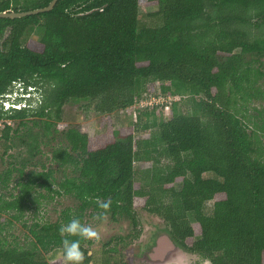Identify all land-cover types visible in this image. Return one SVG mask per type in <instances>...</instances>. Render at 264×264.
<instances>
[{"label": "trees", "instance_id": "1", "mask_svg": "<svg viewBox=\"0 0 264 264\" xmlns=\"http://www.w3.org/2000/svg\"><path fill=\"white\" fill-rule=\"evenodd\" d=\"M50 1L0 0V12ZM142 1L157 7L147 14L151 25L140 20ZM247 17L263 24L264 0H58L47 12L0 17V94L17 79L44 86L37 108L0 110L19 119L15 134L5 125L4 152L20 139L23 150L11 156L24 160L0 172V214L26 229L20 241L0 224V264H61L48 257L62 253L59 229L76 218L84 224L87 210L131 225L104 243L101 264L120 263L121 250L139 236L142 210L163 222L176 246L210 264H264V116L240 113L262 91L264 71L255 64L263 65L264 37L250 39ZM35 29L42 30L38 39L30 38ZM151 96H177L169 116L139 105ZM86 100L99 114L135 106L137 119L122 132L110 122L94 135L60 130L63 106ZM29 113L40 117L41 130L25 120ZM144 119L149 130L141 134ZM51 141L59 168L37 157ZM135 163H150L146 185L135 183ZM14 174L17 193L6 190ZM55 194L77 203L40 220L42 199ZM68 238L80 239L90 264V241Z\"/></svg>", "mask_w": 264, "mask_h": 264}, {"label": "rangeland", "instance_id": "2", "mask_svg": "<svg viewBox=\"0 0 264 264\" xmlns=\"http://www.w3.org/2000/svg\"><path fill=\"white\" fill-rule=\"evenodd\" d=\"M156 6L152 4H147V2L142 1L139 5V12H140V20L142 23L145 24H153L155 21L153 18H150L147 16L148 13H152L156 11ZM249 21L248 26H242L246 28V31L248 32V35H250V39H256L260 37H264V23L256 25L254 24V19L249 20L248 17L246 18ZM42 33V30L35 29L30 33V38L38 39L40 38V34ZM1 42V40H0ZM261 61H263V65L259 66V61L256 62L255 66L259 67L264 71V57L261 58ZM258 84H260L261 93L256 98H251L244 107H242V111L240 113L246 114L249 118V114L252 113V115H255L252 118V120H255L257 118V110L263 111L264 116V77L259 80ZM43 91L44 86L42 85ZM177 100V96H172L168 98L166 101H157L154 102L152 106H159L163 108V115L165 117L169 116L170 111V102ZM146 107H151V105H144ZM137 117H136V110L135 106H130L129 108L122 110L118 109L112 112L111 114H99L96 112L93 108V104L90 101H81V102H69L66 103L61 111L60 119L57 121V127L61 130L62 128L66 127H75L80 129L82 132L87 133L89 135H94L95 133L101 131L104 129L108 123H112L114 125V128L118 129L119 131H124L125 129H128L131 127L132 124L135 123ZM28 121V123L31 125V128H33L34 131L41 130V119L40 117L36 115H32V113L28 114V117L25 119ZM33 121H36V125H33ZM144 120H142L139 124V133L144 134L147 133L149 130L148 127H143ZM19 119L12 120L10 118H7V116L0 117V172L6 168L8 164L11 163V165H16L20 167V164L24 162L22 159V156L19 158V162H15V159L12 154H16L19 150H23V147L20 146V139H15L13 146L4 152V149H6L4 141V133L6 132L4 129H6L5 125H11L12 129L10 130V135L15 134L13 131V128L18 126ZM251 125V121L249 122ZM24 131L23 127L21 126L19 128L18 135H22V132ZM17 134V133H16ZM13 139V138H12ZM11 139V140H12ZM56 142L51 141L49 146L43 147V145H40V152L37 157H39L41 162L46 164V167H54L59 168L57 163L52 162L51 160V150L53 144ZM7 145V144H6ZM2 157V159H1ZM14 163V164H13ZM40 164V163H39ZM37 165V168L39 169L41 166ZM150 165V163H144L139 164L135 163L134 166L138 168V174L135 178V183L137 185H146L145 175L147 174V167ZM30 167L28 166L27 169ZM60 170V169H59ZM59 176H61L62 172L59 171ZM57 174V173H56ZM15 178L16 174H14L13 181L9 187V189H6L7 191H12L14 193H17V188H13V185L15 184ZM180 184H177V188ZM4 190V189H3ZM42 192L44 190H41ZM43 204L39 205L36 217L40 220H55L61 213L62 210H64L66 207L73 208L74 205L77 203L76 200L72 199L71 197L65 196V195H54L53 199L49 200L47 202L46 199H42ZM211 207V202L207 203V209ZM139 210L138 212H140ZM33 213V211H32ZM84 215V225L85 226H91L99 233V239H93L89 240L90 242L86 244V247L89 248V252L94 255L93 261L90 264H101V249L104 246V243L107 242L110 239H113L116 236L119 235H126V233L130 230V223L127 219L120 218L117 221H114L111 219L110 215H105V218L103 220L97 219L96 211L94 210H87ZM31 212L26 213L25 219H31ZM8 214H0V224L3 226V233H10L16 236L20 241L24 240V233L26 232V229L23 227L21 221H14L11 223H7L8 221ZM140 220V232L138 238H134L128 242V244L121 250V254L118 256L121 261H128L129 264H148L142 259V256L146 253H148L151 248L150 244L147 243V239L152 235L154 237H161L162 234L164 235V225L163 222L153 215H150L145 210L140 212L139 215ZM13 221V220H12ZM166 233V232H165ZM161 235V236H160ZM115 242L112 241L108 246H112ZM147 243V244H146ZM155 247V246H154ZM172 256H176L175 263L169 262L166 264H210L207 260L199 258L195 254L188 253L181 248L177 249V251L172 252ZM49 259L54 258H61V264H66L65 259L63 257V254L60 251H51L48 255ZM119 262L115 263L112 262V264H120ZM151 264V263H149Z\"/></svg>", "mask_w": 264, "mask_h": 264}, {"label": "clouds", "instance_id": "3", "mask_svg": "<svg viewBox=\"0 0 264 264\" xmlns=\"http://www.w3.org/2000/svg\"><path fill=\"white\" fill-rule=\"evenodd\" d=\"M41 102L42 88L35 83L26 82L22 79L14 80L9 88L0 94V110L7 113L17 110L35 109ZM97 204L104 210L110 207L109 203H101L99 200H97ZM96 218L103 220L105 215L101 213ZM59 231L61 236L64 237L62 239V254L66 264H84L86 257L85 253L81 250L80 239L73 240L68 237L75 236L85 240L99 239L98 231L91 226H85L78 218L70 220L65 225H61Z\"/></svg>", "mask_w": 264, "mask_h": 264}, {"label": "water", "instance_id": "4", "mask_svg": "<svg viewBox=\"0 0 264 264\" xmlns=\"http://www.w3.org/2000/svg\"><path fill=\"white\" fill-rule=\"evenodd\" d=\"M58 0H51L48 5L40 8L30 9L26 11H1L0 17L5 18H18L29 16L41 12H47L51 10ZM176 247L173 242L166 236L159 237L157 246L154 247V251L148 254L150 259H163V257L169 252V250H175Z\"/></svg>", "mask_w": 264, "mask_h": 264}, {"label": "flooded vegetation", "instance_id": "5", "mask_svg": "<svg viewBox=\"0 0 264 264\" xmlns=\"http://www.w3.org/2000/svg\"><path fill=\"white\" fill-rule=\"evenodd\" d=\"M164 235H166L173 242V244L175 245L176 249L175 250H169V252L163 257V259H154V260L153 259H150L148 257V254L149 253H152L154 251V246H157L158 240H159V236L158 237H154V235L152 233V235L147 239V243L150 244V246H151V248L149 249L150 251L142 256V259H144V261L146 263H148V264L149 263H151V264H166V263H169V262L175 263L174 262L175 261L174 258L176 256H172V252L177 251V249H179V247L176 246V244L174 243V241L168 236L167 233L164 232ZM162 236H163V234H162Z\"/></svg>", "mask_w": 264, "mask_h": 264}, {"label": "built area", "instance_id": "6", "mask_svg": "<svg viewBox=\"0 0 264 264\" xmlns=\"http://www.w3.org/2000/svg\"><path fill=\"white\" fill-rule=\"evenodd\" d=\"M168 98H163V97H154V96H151V97H146V98H144L143 100H141V102H140V105L141 106H144V105H153V103L154 102H157V101H160V102H162V101H166ZM6 106H7V104H6Z\"/></svg>", "mask_w": 264, "mask_h": 264}]
</instances>
